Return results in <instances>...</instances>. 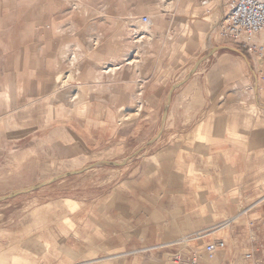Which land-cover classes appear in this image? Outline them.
Masks as SVG:
<instances>
[{
    "label": "rangeland",
    "instance_id": "374dc122",
    "mask_svg": "<svg viewBox=\"0 0 264 264\" xmlns=\"http://www.w3.org/2000/svg\"><path fill=\"white\" fill-rule=\"evenodd\" d=\"M222 14L223 0H0V264H212L195 252L220 239L264 264V196L156 247L138 214L169 143L142 79L212 83L229 57L222 78L250 75L264 99V56L219 47Z\"/></svg>",
    "mask_w": 264,
    "mask_h": 264
},
{
    "label": "crops",
    "instance_id": "0c3cea01",
    "mask_svg": "<svg viewBox=\"0 0 264 264\" xmlns=\"http://www.w3.org/2000/svg\"><path fill=\"white\" fill-rule=\"evenodd\" d=\"M222 38L219 47L223 51H238L247 60L244 52ZM229 60L218 61L212 68L217 74L214 84L195 77L186 82L159 81L157 85L150 77L142 79L145 86L140 102L147 103V111L165 104L162 135L169 136V143L156 156L160 163L155 170L158 194L141 195L147 205L138 206L139 215L147 212V237L154 247L209 228L264 196V99L247 92L253 88L250 75L234 77L231 83L222 78V71L235 70L234 60ZM121 220L122 228L124 220L117 215L116 223ZM246 226L250 231L252 224ZM218 241L224 245L216 248L211 258L205 252L209 243L198 246L196 255L207 257L212 264L254 261L252 249L238 253L232 250L234 243ZM259 260L264 262V258Z\"/></svg>",
    "mask_w": 264,
    "mask_h": 264
},
{
    "label": "built area",
    "instance_id": "2783aa9c",
    "mask_svg": "<svg viewBox=\"0 0 264 264\" xmlns=\"http://www.w3.org/2000/svg\"><path fill=\"white\" fill-rule=\"evenodd\" d=\"M140 20L145 24L149 21L147 16ZM220 23L223 37L245 48L252 56H264V0H223ZM260 79L264 84V76ZM200 237V233H196L193 239ZM223 245V241L206 245L207 256L211 258L216 248Z\"/></svg>",
    "mask_w": 264,
    "mask_h": 264
},
{
    "label": "water",
    "instance_id": "95a60500",
    "mask_svg": "<svg viewBox=\"0 0 264 264\" xmlns=\"http://www.w3.org/2000/svg\"><path fill=\"white\" fill-rule=\"evenodd\" d=\"M177 85V84H176ZM166 112V111H165ZM37 186H34V187H30V188H28V189H26L25 191H28V190H30V189H35Z\"/></svg>",
    "mask_w": 264,
    "mask_h": 264
}]
</instances>
